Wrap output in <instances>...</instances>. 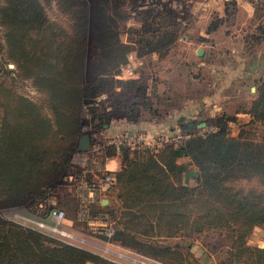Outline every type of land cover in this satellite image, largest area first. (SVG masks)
Segmentation results:
<instances>
[{"label":"trees","instance_id":"obj_1","mask_svg":"<svg viewBox=\"0 0 264 264\" xmlns=\"http://www.w3.org/2000/svg\"><path fill=\"white\" fill-rule=\"evenodd\" d=\"M49 1L0 0V47L14 64L1 68L30 80L39 94L32 99L0 82V208L32 202L56 183L71 166L84 126L90 125V135L107 129L109 104L97 96L109 88L129 49L119 36L126 0H55L61 15L56 19L45 9ZM138 14L140 25L129 29L136 36L135 52L165 56L180 35L179 23L158 7ZM258 28L262 34L264 25ZM255 86L248 107L241 106L251 116L247 122L222 111L205 119L202 132L168 134L180 137L178 145L173 140L155 150L123 141L109 145L107 154L121 158L110 192L118 204L96 203L92 212L116 219V241L167 264H186L181 243L169 240L212 229L230 239L219 264H264V246L248 243L253 228L264 227V135L258 132L264 124V75ZM137 105L131 102L129 120ZM183 120H178L182 132ZM140 131L151 133L133 132ZM183 155L189 160L178 162ZM189 165L199 170L198 184L182 183ZM240 178H255L259 185L235 186ZM0 264L122 263L0 215Z\"/></svg>","mask_w":264,"mask_h":264},{"label":"rangeland","instance_id":"obj_2","mask_svg":"<svg viewBox=\"0 0 264 264\" xmlns=\"http://www.w3.org/2000/svg\"><path fill=\"white\" fill-rule=\"evenodd\" d=\"M201 1V0H200ZM170 2V0H168ZM175 3L178 5V0H174ZM220 2V0H219ZM209 3V6H203V10H198V7H194L191 11L185 10L181 7H175L172 4L166 3V0H130L127 3L131 5L130 8H126L127 10V17L125 22V28L124 31H121L120 33V39L124 43H129V49L126 52V56L129 52H135L134 47V37H136L134 34H132L129 29L138 27L140 25V22L138 20L139 15L138 11L142 8H159L164 10H170L173 20L180 25V35L176 42L173 44L171 48L176 51L175 47H179L185 44V40H188L190 38H193L192 33H196L198 29L202 30L204 28L206 31L209 30V33H212L213 31L217 30L222 26L223 28V22L230 21V18L233 17V13L235 8L232 3H229L228 9L229 14L226 16H219L212 12V9L220 3ZM142 3V7L140 6ZM182 4V3H181ZM45 9L47 11V14L50 18L56 19L61 18V15L59 14L55 0H50L48 3L45 4ZM201 9V8H200ZM180 10H183V12L179 13ZM181 17L185 18V21H181ZM209 17V21L207 19ZM220 20V21H219ZM218 22L217 26L213 29L209 28L210 23ZM176 24V23H175ZM0 34H2V31H0ZM216 39H219L218 42L219 46H223V42H221V37H216ZM2 43H4V40L1 38ZM211 42L213 43V37L210 38V36H205L204 39H202L201 45H204L207 49H209V45H211ZM170 48V49H171ZM4 45L0 47V82L5 83H12L13 86L17 89L18 92L22 93L23 95L30 97L32 99H38L39 94L36 92V90L32 87L30 80H22L15 77L14 75L10 73L3 72L2 68H13L14 64L13 61L10 59H7L5 56L4 51ZM212 52V51H211ZM184 55L176 54L172 51V54L170 55V59L168 58V61L166 63H163V65L166 64L169 66V63H171L172 68H175V71L170 72L169 74H163L161 76L158 74V66H162L160 59L165 57H159L156 59L152 58L149 54L144 58V62L141 66H138V68L134 71L132 76L119 78L116 76H113V81H111L109 88L101 93H106L104 97L105 103L109 104L108 109L111 112V116L108 119V122H113V125L119 124L120 122H124L125 119L131 118L129 115V108L131 102L135 101L138 105L136 106L135 111H139L142 115H146V110L144 109L142 105L144 103L146 104L148 99L154 100V106L158 107L160 109L159 111L163 112L166 109H169V107L176 105H182L184 102V98H199L202 96V94H206L209 91L214 90L215 87L209 86L207 84V71H202L203 79L199 80L200 82H195V80H192L195 77V73L198 71L196 67L195 60L193 61V58L189 57L188 60L183 58ZM209 57L213 61L221 60L224 57H227L225 54H219L216 55L214 52L209 55ZM10 64H13L11 67ZM180 69L181 72H180ZM194 73V74H193ZM218 74V73H217ZM221 77V80H213V83L219 84L217 87H219V96L222 98L223 95L234 93L235 98L233 99V95L228 97L230 98L227 100L226 108L232 109L233 105L236 103L235 101L238 100L237 98L245 94L250 93V90L248 88V85H242L240 82L236 83V85H223L220 81L223 79V75L219 76ZM148 86V89L146 87ZM156 91V94H155ZM168 94L170 95L171 103L169 105H163L158 104L157 101H160L158 95ZM219 98V99H221ZM219 99H217V103L220 104ZM188 100V99H187ZM163 105V106H162ZM87 112H85L84 117H87ZM161 117L165 118V116L160 115ZM202 117L198 118L197 120H205L207 119V115H201ZM134 118V117H133ZM156 118V117H155ZM161 119V118H160ZM168 123L170 124L172 122L171 118H166ZM158 120V119H156ZM119 121V122H118ZM235 125V126H234ZM233 126L236 127V124ZM263 125L259 126L258 132L261 134ZM195 129V128H192ZM207 129V126L204 128H201L199 132ZM88 130H92L90 125H86L83 127L81 133L88 132ZM128 129H122L120 132L113 131V127L108 131L98 130L97 132L93 133L91 135V146L86 152H79L77 150V145L75 144V149L73 151L74 156L71 159V166L66 170L65 174L61 176V178L54 183L52 186H49L45 189L42 195L36 197L32 202H29L27 204L22 205H15V206H8L5 208H0V215L9 218L11 220H14L16 222L17 218H14L9 211L12 212V210H16L18 212H21V208L25 207L33 209L34 205L42 201V203L46 204H53L54 206L63 208L66 215H72L71 210L73 208L74 202L69 197H72L74 195V188L72 185H69V183L66 181L65 177H67L69 174L73 175L74 177H81L82 176V164L85 162V160H88L90 157L95 156L99 162L104 163L105 159L107 157L111 156H117L119 160L121 161L120 155L117 154H107L109 145L112 143V141H123L126 142V139H129L131 135H136L140 132H131L129 130L128 134L126 133ZM185 132V131H184ZM184 132L182 135L185 136ZM168 135V134H167ZM169 136V135H168ZM93 146L95 148H93ZM117 160V159H116ZM233 184L235 186L240 187H250L252 185H259L257 179H236L233 181ZM75 197V195H74ZM110 200L114 204L112 194L109 193ZM69 200V201H67ZM67 201V202H66ZM63 203L65 205H63ZM105 205V204H104ZM28 213H30V210H26ZM80 221V220H79ZM83 223V222H82ZM82 223H79L78 226ZM83 225L86 227V225L83 223ZM87 228V227H86ZM72 230V229H71ZM73 232L77 235H85L82 233H79L75 230ZM89 234V232H88ZM53 237H56L58 239H61L60 236L50 234ZM87 237L92 238L93 242L92 244H84L83 247H86L88 249L94 250L105 257L112 259L114 261L120 262L122 264H133V261H130L127 256H136L135 252L131 251L129 248L122 249L118 247V242L113 238V236L109 239L99 234L96 237H92V235H85ZM181 243L183 248V252L187 255V262L186 264H219L220 260L224 257L225 249L230 243V239L226 235L224 231L219 232L218 230H205L199 234H193L192 236H184L180 238H172L169 240L171 243ZM65 242V241H64ZM108 242H111L108 243ZM190 243L192 245H190ZM248 243L257 245L259 247L264 246V227L255 226L251 232V234L248 237ZM83 244V243H81ZM263 245V246H262ZM82 246V245H80ZM104 246H107L109 249H105ZM114 251H121L125 256L119 255ZM143 255V254H142ZM144 257L146 255H143ZM147 257V258H146ZM145 258L150 261L152 264H167L164 261L151 258L146 256Z\"/></svg>","mask_w":264,"mask_h":264},{"label":"crops","instance_id":"obj_3","mask_svg":"<svg viewBox=\"0 0 264 264\" xmlns=\"http://www.w3.org/2000/svg\"><path fill=\"white\" fill-rule=\"evenodd\" d=\"M128 1L130 0H126L124 6L126 11L128 10L126 8H130L129 10L132 8L131 5L127 3ZM170 2L175 3L174 0H170ZM170 2L166 0V3L172 4L177 8L181 7L182 5V8L187 11H191L195 6L198 7V10H203L200 0H178V5ZM220 2L218 6L212 9V12L216 13L218 17L223 15L228 17V5L229 3H232L235 8L234 11L236 12L233 13V17L230 18V21L223 22V28L221 26L212 33H209V30L206 31L204 28H202V30L198 29L196 33H192L193 38L185 40L184 45L175 47L176 51L171 48L165 57L160 59L162 66L159 65L157 70L159 72L158 74L161 76H163V74H169L170 72L175 71V68H172L171 63H169V66L167 64L166 66L165 64L163 65V63L168 61V58H171L170 55L173 51L178 55H184L183 58L186 60H188L189 57L193 58V61L195 60V65L198 71L195 74L193 73L195 77L192 80H195L197 83L200 82L199 80L201 77L203 79V74L201 72L206 70L209 75L207 76V84L209 86L215 87V89H212V91H209L206 94H202V96L199 98L196 97V99L190 97L184 98V103L182 105L175 104V106L169 107V109H166L163 112L159 111L160 109L155 107L156 105L154 106V100L148 99L146 104L144 103V105H142L144 106V109H147L146 112L148 113H146V115H142L137 110L135 118L131 120L125 119L124 122L122 121L116 125H113V122H109L105 131H109L111 127H113V131L115 132L122 130L123 128H127L131 132L135 131L136 129H147L153 134L158 132L164 135L166 133L171 135L178 134L182 132L178 121L180 118H184L183 122H186L187 124L189 122L193 123L194 127L192 128H197V123L205 121L197 120L198 118L202 117V114L207 115V118H209L222 111L234 113L236 115V119L240 123L250 120L251 116L246 111H243L241 106L244 105L245 107H248L250 100L253 98L254 92L256 90L255 82L264 75V32L261 34L258 28L261 24L264 25V0H220ZM142 5H144V3H142L140 6L142 7ZM261 8L263 11H261ZM260 11L261 15L258 16L257 13H260ZM181 12H183V10L179 11V13ZM181 19V21H185L184 17H181ZM138 20L141 22L140 18H138ZM207 20L209 21V17H207L206 21ZM205 36H210V38L213 37V43L211 42L209 49H207L204 45H201L202 39H204ZM255 36L260 37L256 38ZM216 37H221L223 46L218 45L220 40L216 39ZM198 48H202L203 50L201 55L197 53ZM213 52L216 55L225 54L227 57H224L221 60L219 59L215 62L209 57V55H211ZM147 54H149L154 59H156V56L159 58L156 52L150 51ZM181 70L182 69H180V72ZM221 75H223V79L220 82L223 85H236V83L240 82L242 85H248L250 90V93L245 94L244 96L242 95L240 99L239 97L237 98L238 100L235 101L236 103L233 105L232 109L226 108V103L227 100L230 99L228 97L230 95L232 97L233 95L232 98L234 99L235 94H226L221 98L219 96V87H217L219 84L213 83V80L215 79L221 80V77H219ZM146 88L148 89V86ZM158 97L160 99V101H157L158 104H173L170 102L171 99L170 95L168 94L158 95ZM217 99H219L220 104L217 103ZM161 114L162 116H165V118L161 117ZM169 117L172 120L170 124L166 119ZM186 129H188V127H186ZM233 129L236 131V127H233ZM261 135H264V127L262 128ZM188 160L189 158L184 155L177 159L178 162H187ZM104 164L107 169L114 172L120 168L121 161L119 158H117V156H109L105 159ZM194 167V165H189L187 169ZM189 185H193L192 180L189 181ZM112 197L114 204H118L115 194H112ZM70 198L74 202V205L70 211L72 215H66V223L73 230L88 235L87 228L77 218L76 198L74 195L69 197V199ZM110 199L111 198H108L107 204L112 202ZM63 205L65 204L63 203ZM79 223H82L80 225L81 227L78 226ZM117 245L118 247L120 246L124 249L129 248L119 242ZM129 249L135 253H138L131 248Z\"/></svg>","mask_w":264,"mask_h":264},{"label":"built area","instance_id":"obj_4","mask_svg":"<svg viewBox=\"0 0 264 264\" xmlns=\"http://www.w3.org/2000/svg\"><path fill=\"white\" fill-rule=\"evenodd\" d=\"M219 0H201L200 3L203 6H209V3H218ZM144 62V57L139 56L136 52H129L123 63L120 64L117 72L114 76L119 78L132 76L134 71L141 66ZM106 94V93H105ZM104 93H100L97 99H104L106 96ZM204 131V130H203ZM202 132V131H201ZM188 134H185L187 136ZM178 136L170 137L162 133L153 134L149 132H140L136 135H131L129 139H126V143L131 147L142 146L148 147L152 150L157 149L162 145L164 141H174L175 145L179 144ZM121 141H112L118 145ZM91 144V143H90ZM92 147L91 145L89 148ZM88 148V149H89ZM93 148H95L93 146ZM78 150V149H77ZM79 152H86L80 151ZM74 154H72V157ZM82 176L74 177L69 174L65 177L69 185L74 188V195L77 200V218L83 222L89 232L88 235L96 237L99 234L107 239L113 236L116 219L107 212H92V207L96 203L102 204L101 200L104 198H110L109 193L112 190L114 184V172L107 169L105 164L99 162L95 156L90 157L82 164ZM21 212L16 210L9 211L17 221L23 225H28L36 228L47 234H54L60 236L61 240L72 243L75 245L92 244V238L85 235H77L73 232V229L66 223V213L63 208L54 206L53 204L37 202L33 209L22 207ZM26 210H30L28 213ZM72 229V230H71ZM83 243V244H81ZM111 244V242H108ZM120 247V246H119ZM105 249H109L104 246ZM122 248V247H120ZM124 249V248H122ZM119 255L125 256L121 251H114ZM136 256H127L133 264H152L143 255L136 253Z\"/></svg>","mask_w":264,"mask_h":264},{"label":"water","instance_id":"obj_5","mask_svg":"<svg viewBox=\"0 0 264 264\" xmlns=\"http://www.w3.org/2000/svg\"><path fill=\"white\" fill-rule=\"evenodd\" d=\"M197 53L201 55L203 53L202 48H198ZM10 66L12 67L13 64H10ZM205 126H206L205 121H201L196 124V127L199 129L204 128ZM187 127L188 129L185 130L184 134H188L190 128L194 127V124L189 122L187 124ZM90 143H91V135L88 132L80 133V135L76 139L77 149L80 151L88 150ZM182 153L185 154L184 148H182ZM190 180H192L193 185L198 184L200 182V175H199V170L197 167L189 168L187 170L182 171V183L189 184ZM101 202L102 204H107L108 199L104 198L101 200Z\"/></svg>","mask_w":264,"mask_h":264}]
</instances>
